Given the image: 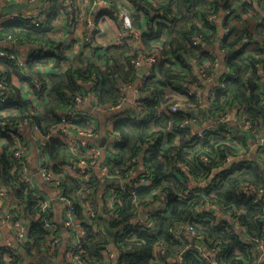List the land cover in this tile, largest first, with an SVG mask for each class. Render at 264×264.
<instances>
[{"label":"trees","instance_id":"trees-1","mask_svg":"<svg viewBox=\"0 0 264 264\" xmlns=\"http://www.w3.org/2000/svg\"><path fill=\"white\" fill-rule=\"evenodd\" d=\"M107 1L108 6L102 14L112 18L117 17L121 9L125 10L123 5L133 7L131 11L126 10L132 21L131 28L141 31L139 40L143 48L131 50L125 47L126 43L110 44L98 60L84 54L70 60L67 55L72 42L54 38L56 22L63 9L61 0L48 1L45 20L38 27L25 20L3 21L0 24V39L10 36L17 42L36 43L42 49L41 55L27 59L24 68L0 59V77L5 78L13 89L11 101L0 104V113H6L0 114V137L4 131H12L20 121L35 124L41 135L46 136L58 123V113L72 108V97L76 93H84L82 86L87 81H95L91 91L95 93L96 105L108 108L118 101L128 85H136L137 74L132 60L146 53L161 55L158 75L146 77L139 88L143 93L139 98L140 105H137L140 108L133 106L125 109V116L112 124L113 132L121 140L111 146L105 156L111 162L109 172L113 178L98 180L92 169L89 179L72 175L64 168L68 157L65 145L51 139L45 147L49 168L61 180L59 186L76 201L75 215L84 233L80 238V248L75 250L80 252L87 264H166L159 254L161 249L181 255L182 261L176 260L172 264H211L208 258L195 255L187 248L189 243L199 240L208 251H216L226 264H255L252 238L264 240L261 221L264 215V169L255 162L247 161L246 164L215 173L224 166L229 156L238 154V148L229 142L228 125L218 123L203 139L193 138L188 126H177L191 115L192 110L165 114L158 113L157 108L160 103L174 102L171 97L165 98L167 88L186 94L189 85L202 84V74H212L225 86L215 88L213 98L210 100L208 97L207 104L192 95L187 96V101L194 107L198 106L200 114L211 120H217L223 112L240 104L244 110L242 122L261 124L264 121V22L261 14L253 12L242 18L248 10L239 0ZM15 7V3L5 2L2 13ZM237 9L240 13L233 20L226 21L228 31L218 40L216 24L207 22L206 17L210 13H233ZM141 15L146 18V28L141 26ZM152 20L155 26L149 27ZM194 34H202L201 43L197 46L191 43ZM156 40L161 44L153 52L152 43ZM214 45L226 52L222 65L217 56L209 54V48ZM7 50L14 51L11 48ZM51 58L53 66L59 70L45 76L49 84L47 88L44 79L42 88L36 89L32 85L37 97H43L45 93L46 99L40 110L29 113L26 111L28 103L12 83L11 76L17 75L20 81L23 78L32 80L26 77L27 74L40 78L39 67L46 65ZM14 105H18L19 112H12ZM103 115L108 116L107 120L119 116L114 114L112 117L107 111ZM94 120L95 113L91 112L83 120L73 123L91 127ZM231 127L236 131L239 124ZM10 147L11 139L7 136L0 147V181L8 190L11 201L9 212L29 224L27 236L22 242L24 259L30 264H64L62 237L49 210L41 211L39 199L32 196L31 190L25 192L23 183L14 186L18 176L12 171L14 163L10 159ZM144 148L141 162L140 152ZM202 155L207 162L201 160ZM140 163L142 170L133 178L145 174L150 178L149 184L138 186L133 192L127 190L128 183L123 184L125 190L121 189L120 182L114 184V180L124 179L129 169H138ZM184 165L189 167L188 174L181 167ZM212 175L210 182L198 187L200 194L187 200L179 199L187 188V182L207 181ZM246 186L253 190L246 192ZM110 190L115 193V199L107 205L104 197ZM79 199L90 203L94 213L91 220L87 218ZM152 201H159L160 206L149 212V220L134 222L139 210L145 209ZM206 204L218 206L223 213L232 212L244 234L228 231L224 227L230 226L227 221L220 226L210 220H199V214L212 217L211 213L199 209ZM49 221L54 227L52 230L46 227ZM188 224L194 227V232L187 234L189 240L184 235V226ZM54 235L59 236V242L52 246L50 237ZM68 249L66 246L65 251ZM105 249L115 252V263L103 254ZM8 264H20L19 259L13 257Z\"/></svg>","mask_w":264,"mask_h":264},{"label":"built area","instance_id":"built-area-1","mask_svg":"<svg viewBox=\"0 0 264 264\" xmlns=\"http://www.w3.org/2000/svg\"><path fill=\"white\" fill-rule=\"evenodd\" d=\"M12 2L15 3V8L11 11H4L2 13V7L4 6L5 2ZM85 2L84 0H82ZM89 2V4L96 5L98 3H101L103 5H106L108 3L107 0H86ZM240 2L244 3L246 5V8L248 10L247 13L242 14V18L246 17V15H249L253 12L261 14L262 20L264 22V0H239ZM62 2V14L66 15V13L69 14V11L73 9L75 6L76 10V18L74 19V26L76 24V20L80 21L79 17V10H83V7H78V1L76 0V3L74 0H61ZM81 3V1H80ZM29 5L37 6L35 9V13L33 14H23L21 11H18L22 9L23 7H27ZM48 8V0H0V24L3 21H17V20H25L29 24L33 26H40L43 21L45 20L46 12ZM125 11V10H124ZM126 12V11H125ZM240 13V10L237 9L235 12L231 13L226 11L225 13H221L219 15H216L215 13H210L206 17L207 22H216L217 20L220 21V26L218 27L219 32L217 34L218 40L228 31V28L225 26V23L228 19H234L237 14ZM225 14H227V18L225 17ZM117 17L120 20H123L125 18V15L122 11H120L117 14ZM59 18V19H60ZM58 19V20H59ZM56 22V27L59 26V22ZM86 25L92 26L94 19L93 17L87 16L84 18ZM216 24V23H215ZM220 28V29H219ZM56 29V28H55ZM206 32H209V29L204 28ZM217 30V32H218ZM141 31L135 30L131 28V26L124 25L122 30H118L114 35L113 43L111 44H118L122 45L125 41L134 39L138 40L140 37ZM202 40V34H194L191 38V43L194 46H197L201 43ZM218 44V43H217ZM215 46V45H214ZM13 47H26L28 50V58L29 57H37L41 55L42 49L39 48L40 46L36 43H31L28 41L21 40L20 42H17L15 39H11L10 36L0 39V59H5L11 62H14L22 67V64L25 63L27 59H24L22 62L19 55L16 53V51L7 50V48L13 49ZM209 54L210 56H216L215 52L212 48H209ZM161 56L158 54H142L139 55L135 60H132L135 67H138L142 65L143 63H148L149 66H154V69L152 73L155 76L158 75L157 66L159 64V61L161 60ZM23 75H25V72L20 69ZM26 76V75H25ZM28 78H32V80H29L27 78H23V81H21L19 84H17V81H13V79L17 80V75H12V83L17 86L20 90V93L22 95V98H26L25 92L20 89L21 84H25L26 90L28 89L29 93L32 96L37 97L36 92L34 91V88H42L43 86V78H35L31 77L27 74ZM203 79H201V82H207L210 87L209 90L206 89L203 91V85H198L197 83H194L192 85H189L188 91L186 94H181L177 92V97L174 95V92L176 90H173V93L166 92L165 98H173L174 102L169 104H162L160 103L159 107L157 108L158 113H165V114H171L178 112L179 110L183 111H189L192 110L190 116H186L183 121L177 123V126L179 128H184L185 126L189 127L191 129V135L193 138L203 139L206 135V133L209 130H213L216 128V125L218 123H223L228 125L227 133L228 136L232 134H238L239 140H249L252 139V142L255 144V147L257 149L255 159L251 162H255L258 164L262 169H264V130L261 128L260 124L253 125L249 122H242L244 118V110L243 107L240 104L235 105V107L232 110H227L223 112L217 120H211L209 118H205L200 114V109L198 106L194 107L192 103H189L187 101V96L192 95L195 96V98H200L199 101L203 102L204 104L208 102V97L210 100L213 98L214 95V89L219 87L223 88L225 86L224 82H218L215 81V77L211 75H204L202 74ZM46 88L49 86L47 80L44 79ZM140 82V80H139ZM141 83H138L135 86L128 85V87L125 89L124 94L122 93L120 95V98L115 104L109 105L108 108L102 109L100 106L96 105V96L93 91H91V86H94L95 81H87L85 84H83L84 87L89 88L88 91H84V93H76L72 99L74 101V104L72 108L65 110L64 112L58 113V123L54 128L51 129V131L46 135H41L39 128L34 124L30 125L25 121L17 122L13 128L12 131L6 130L4 131V134L1 136L3 140L7 139V136L11 139V147H10V159L14 163V167L12 171L17 173V178L14 182V186L18 187L21 183H23L25 187V192L31 190V194L35 199H39L41 203V211L45 212L47 209L49 210V203L50 200L45 198L40 192H38L35 189V186L32 182L31 173L28 166V155H29V145L28 143L22 139V136L18 135L17 132L19 130H24L25 128H28L30 131H32L33 135L36 136V145H37V168L38 173L40 177L45 181L46 184L56 189L57 193L53 197V200H59L63 202L64 204V220H63V226L66 229L65 240L67 241V247L69 249L65 251V256L63 257L64 264H87L86 261H84L81 256L80 252H76L75 249L80 248V238L82 237L84 231L81 226V222L79 219H77L75 215L74 205L76 201H73V199L70 198L69 195L65 193V191L59 186L61 180L58 177H55V175L51 172V169L49 168L50 162L46 156L45 153V147L49 140L56 139L62 142L67 151V160L65 162L64 168L68 171V173L75 175V176H83L85 179H89V172L90 169L94 170L96 168L99 169L102 178H113V176L110 174V167L111 162L106 160L105 156H107V151L110 149L111 146H113L115 143L121 142L119 136H117L116 133L112 130V124L113 122L117 121L118 119H122L124 116H121L118 118H112L107 121L106 124V131L105 134L107 136V142L102 146H98L95 144V140L99 135V131L95 127V125H92L91 127H82L79 125L74 124L73 122L76 120L84 119L86 118L89 113H104L105 111L109 112L112 117H114V114L116 112H119L120 109L123 107V105L127 104V97H126V90H131V92L136 94V97L138 96V99L131 104H128L130 107L140 105L139 98L142 96L143 93L139 90ZM33 85V87H32ZM169 90V89H168ZM167 91V90H166ZM13 89L10 86V84L6 81L5 78L0 77V104H5L7 101H11V95H12ZM203 94V95H202ZM46 99L45 93L43 94V97H41V101ZM87 103V104H86ZM90 105V109L88 111L84 110L82 106ZM202 104V103H201ZM203 108V105H201ZM140 108V106H137ZM12 112L17 113L20 111L18 108V105H14L12 108ZM41 108L36 107L34 105H27L26 111L29 113H33L36 110H40ZM114 112V114H112ZM0 114H6L4 111H1ZM125 114V113H121ZM110 115V116H111ZM132 116V115H131ZM202 119L206 120V124L200 128L196 127L198 125L199 121H202ZM235 124H239V127L236 131L231 126H234ZM177 136V135H176ZM230 138V144L234 142V140ZM233 145V144H232ZM240 147L238 148V154L237 155H231L228 157L226 163L224 166H226L229 163H232L234 159L239 158L243 152H242V144H239ZM146 149V148H145ZM144 150H142V155H140V160L142 162V157L144 154ZM82 152L83 154H81ZM103 158V160H101ZM201 160L203 162H207V158L202 155ZM141 164V163H140ZM238 164L241 163H233L232 165L228 166L230 167H236ZM246 164V162L244 163ZM223 166V167H224ZM183 171L188 174L189 167L187 166H181ZM223 167L219 168L218 170L214 171L215 173L217 171H220ZM226 168V169H227ZM142 170V164L140 165V168L132 170L129 169L125 173L124 179H116L114 180V184H117L120 182L121 189L125 190V187L123 184L128 183L129 186L127 187V190L129 192H133V189L142 186L147 185L150 183V178L142 174L138 176L137 178H133L134 176L138 175L139 171ZM213 175L210 176V178L207 181H200V182H194L190 181L187 182L186 186L187 188L179 195L180 200H187L193 196H196L200 194V191L198 190V187L205 186L210 180L212 179ZM131 178V180H130ZM206 183V184H204ZM246 192H251L253 189L250 186L245 187ZM106 197H104L105 201L107 202V205H111V202L115 199V193L110 190L105 194ZM47 199V200H46ZM79 202L86 210V216L89 220H91L94 217L93 211L90 209V203L88 200L82 201L79 199ZM11 204V201L8 197V190L1 184L0 181V242L3 238V232L1 230V226H4L5 224H9L10 228L13 230V238L14 241L12 245L6 244V243H0V261H3L2 264H8L9 261H11V258L15 257L19 259L20 264H30L24 255L23 252V245L22 242L27 236L28 233V226L29 224L23 220L22 217H16L13 213L9 212V206ZM212 208L219 214L223 216V218L218 217L214 213H211L207 211L206 209ZM144 208H141L138 212V218L139 214L142 213V210ZM200 211H207L212 214V217L206 218L199 214V220H210L211 222H214L216 225L224 226L222 223L223 221H227L228 226H224L228 231L232 233H240L244 234V230L240 227V224L235 220L231 213H223L221 212L220 208L218 206H215L213 204H206L203 207L199 208ZM145 210V209H144ZM147 213L145 212V216ZM147 217V216H146ZM138 218H134V222L137 221ZM147 221V218L143 219ZM262 221V229L264 230V215L261 218ZM47 229L54 228L51 221L48 222V225H46ZM180 230V228H179ZM184 230L186 233H193L194 227L193 225H185ZM61 235V234H60ZM62 237V235H61ZM248 238V237H246ZM52 246H55L59 242V236L54 235L50 237ZM63 240V238H62ZM195 241L191 244L189 243L187 248H190L193 252V254L201 256L203 258H207L204 250L205 247L202 245L197 246L195 244ZM252 242H254V247L252 249V253L255 256L254 261L255 264H264V240L259 238H252ZM62 243V242H61ZM14 245L16 248H14ZM69 245V246H68ZM66 249V248H65ZM52 251V249H51ZM213 252V251H211ZM216 252V251H214ZM103 254L106 256L107 259H112L114 256V253L108 249H105L103 251ZM220 259L221 256H219ZM218 258V259H219ZM178 262L182 261L181 255L178 256ZM223 261V260H222ZM217 264H226L224 261L223 263L220 261V263Z\"/></svg>","mask_w":264,"mask_h":264},{"label":"crops","instance_id":"crops-1","mask_svg":"<svg viewBox=\"0 0 264 264\" xmlns=\"http://www.w3.org/2000/svg\"><path fill=\"white\" fill-rule=\"evenodd\" d=\"M77 1L79 2L78 7H83V10H79L80 15L78 18L80 19V21L76 20V24L74 26V19L76 18V10L74 9L75 7H77L75 6L73 9L69 11V14L68 13H66V15L63 14L62 17L58 20L59 26L56 27L54 31V38H56L57 40L72 42V48L69 50L70 53H68L67 55V57L70 60L78 54H84V55H87L91 59L98 60L105 53V48L111 43H113L115 33L118 30H122L124 25L131 26L132 21L126 9H129L131 11L132 6L129 4H127L126 6L123 5L127 12L121 9V11L125 15V18L123 20H120L118 17L112 18L108 14H102V10L105 7H107L108 4L103 5L101 2L96 5H92V4H89V2L86 0H84L85 2H83L82 0H77ZM74 2L76 3V0H74ZM36 7H37L36 5L35 6L29 5L27 7H23L22 9L18 11H21L23 14H33L36 12L35 11ZM14 9H17V8H14ZM132 10H133V7H132ZM61 14H62V10L60 11V16ZM87 16L93 17L94 22L92 26L86 25L84 18ZM140 17H141L142 28H146L145 27L146 26L145 16L141 15ZM157 20L158 19H156L155 21ZM215 23H216L217 30H218V27L220 26V21L217 20ZM148 26L154 27L155 26L154 21L152 20ZM218 33H220L219 30L217 34ZM123 44H125L126 45L125 47H128L131 50L143 48V44L141 40L139 39L138 40L131 39V40L125 41ZM160 44H161V41L159 40H156L152 43L153 48H154L153 52H156ZM212 49L215 52L216 56L218 57L220 64L222 65L226 57V52L220 51L217 46H213ZM13 50L16 51V53L19 55L22 62L24 61V59L28 58V50L26 47H18L17 49H13ZM133 53L134 51H132L131 54ZM65 63H67V61ZM53 65H54L53 59L51 58L49 59L46 65L39 67L41 77L47 80V82H48V79H46L45 76L47 74H50V73H53L59 70V68H56ZM22 67H23V64H22ZM135 69H136V74H137V79L135 82L136 85L140 82H143V80L146 77H148L147 75H149L153 71L151 70V66H149L148 63H143L142 65L135 67ZM139 71H141L143 74L140 75ZM156 71L159 73V70H156ZM13 81H17V84L21 82L18 78L17 80L13 79ZM215 81H217L216 78H215ZM202 85H203V91L206 89L209 90L210 85L207 82H204V83L202 82ZM263 85H264V80H263ZM20 87H21L20 89H22L26 94L25 102H27L29 105H34L38 108L39 107L42 108L41 97L32 96L29 93L28 89L26 90L25 84H21ZM82 87L84 91L89 90V88L87 87H84V86ZM172 91H173L172 88H169V90L167 88L168 93L174 92V95H176L175 97H177V93L175 91L173 92ZM126 97H127V104L123 105V107L120 109L119 112L121 113H124L125 109L130 107L128 104H131L132 102L138 99V96L136 97V94L135 93L133 94L131 90H128L126 92ZM86 104H84V106L82 107L84 110L88 111L89 110L87 109L88 105ZM119 112H116L115 114H118L119 116L125 115ZM107 118L108 116L103 115V113H100V112L95 113L94 125L99 130V135L95 140V144L100 147H102L108 140L105 134L106 124L108 121ZM206 123H207L206 120L202 119V121L198 122V125L196 127L200 128L204 126ZM260 126L264 130V121L260 124ZM17 134L22 136L23 140H25L29 145L30 151L28 155V166H29V170L31 173L33 185L35 186V189L38 192H40L45 198L50 200V203H49L50 216L52 217L53 222L59 227L60 234L62 235V238H63L62 243H61V253L63 255L65 253V248H66V245H64V240H65V236H67L66 229L63 226L64 204L63 202L59 200H53L54 199L53 197L57 193L56 189L46 184L45 181L40 177L38 173L36 136L33 135L32 131H30L28 128H25L24 130H19ZM229 137H231L234 140L232 144L235 147H240L239 146L240 143L243 146L241 147L243 154L239 158L234 159L235 161H238V163H245L247 161H253L255 159L257 149L255 147V144L252 142V139L239 140L238 134H232V135H229ZM99 142L102 143V146L99 145L101 144ZM3 143H4V140L0 137V147L3 145ZM101 160H103V158ZM93 171H94L93 173L97 175L98 180L102 181V176H101L99 169L96 168ZM159 206H160L159 201H152L147 207H145V210L147 213L146 215L147 220H149L148 218L149 212L152 210H157ZM142 221L145 222V220L138 218L136 222H142ZM1 230L3 232V238L1 239L0 243L2 244L6 243L9 245H12L14 241V238H13L14 233H13V230L10 228V225L5 224L4 226H1ZM187 234L188 233H185L184 235L187 238V240H189L190 236ZM204 252L211 264H217V263H220V261L223 263L222 259L219 258L217 252L208 251L206 248ZM159 254L163 257L166 264H172L178 259V255L176 254L174 255L164 249L159 250ZM116 260H117L116 256L114 255L112 257L113 263H115ZM60 264H63V263L60 262Z\"/></svg>","mask_w":264,"mask_h":264},{"label":"water","instance_id":"water-1","mask_svg":"<svg viewBox=\"0 0 264 264\" xmlns=\"http://www.w3.org/2000/svg\"><path fill=\"white\" fill-rule=\"evenodd\" d=\"M18 47H13V49H17ZM23 67H25V63H23ZM154 69V66H152L151 67V70H153ZM139 74L141 75V74H143L141 71H139ZM149 75H151V74H149ZM149 75H147V76H149ZM87 109H90V105H88L87 106ZM104 141V140H103ZM99 143H101V142H99ZM99 145H101L102 146V143L101 144H99ZM140 155H142V152H140ZM238 161H232V163H229V164H227L226 166H224L222 169H220V171L222 170H225L228 166H230V165H232L233 163H237ZM204 184H206V183H204ZM207 211H209V212H211V213H214L215 215H217L218 217H220V218H223V216L221 215V214H219L218 212H216L214 209H212V208H208V209H206ZM145 212H146V210H142V213H140L139 214V218H141V219H145L146 218V216H145ZM224 219V218H223ZM148 223H150V222H148ZM64 237V236H63ZM195 244L197 245V246H201V242L200 241H195ZM64 245H67V241L66 240H64ZM14 248H16V246L14 245Z\"/></svg>","mask_w":264,"mask_h":264}]
</instances>
